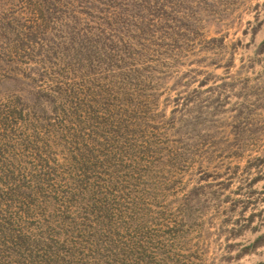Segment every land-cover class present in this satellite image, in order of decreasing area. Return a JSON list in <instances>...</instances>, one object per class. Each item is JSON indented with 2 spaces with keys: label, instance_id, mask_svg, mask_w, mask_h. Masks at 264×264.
Here are the masks:
<instances>
[{
  "label": "rangeland",
  "instance_id": "1",
  "mask_svg": "<svg viewBox=\"0 0 264 264\" xmlns=\"http://www.w3.org/2000/svg\"><path fill=\"white\" fill-rule=\"evenodd\" d=\"M0 264H264V0H0Z\"/></svg>",
  "mask_w": 264,
  "mask_h": 264
}]
</instances>
